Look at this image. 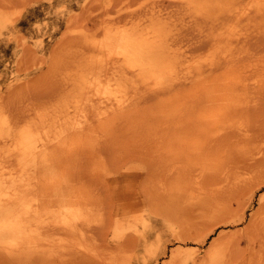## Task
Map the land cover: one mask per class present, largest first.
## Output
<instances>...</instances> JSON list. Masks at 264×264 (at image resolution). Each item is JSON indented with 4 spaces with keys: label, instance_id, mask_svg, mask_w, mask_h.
I'll list each match as a JSON object with an SVG mask.
<instances>
[{
    "label": "rangeland",
    "instance_id": "rangeland-1",
    "mask_svg": "<svg viewBox=\"0 0 264 264\" xmlns=\"http://www.w3.org/2000/svg\"><path fill=\"white\" fill-rule=\"evenodd\" d=\"M121 35L158 38L170 76L123 63ZM225 64L250 91L216 116L202 80ZM260 79L264 0H0V264H264ZM250 169L231 212L203 218Z\"/></svg>",
    "mask_w": 264,
    "mask_h": 264
},
{
    "label": "bare ground",
    "instance_id": "bare-ground-1",
    "mask_svg": "<svg viewBox=\"0 0 264 264\" xmlns=\"http://www.w3.org/2000/svg\"><path fill=\"white\" fill-rule=\"evenodd\" d=\"M155 32H153V35L160 33L157 31H155ZM153 35H152V37L157 36L158 34L154 35V36ZM159 35H158V37H159ZM161 37H162V35H161ZM149 38H151V35H149V36L147 35V37H143V36L141 37L139 35H137L135 37L121 35L118 38H116L115 42L117 43L118 46L120 43L121 47H122V51L120 53V54H122V57H121L122 62L123 63L126 62V64L129 65L130 67H137L136 71H139V72L140 71H147L145 78H162L161 76H158L159 73H164V78H168L170 76V73H171L170 71H172L173 66H172V64L169 65V62L168 63L162 62V60H161L162 58H160L161 56H159V52H158V48H160V44L158 42H157L158 43L157 46L153 44V42L154 41L156 42V40H158V38L154 37V38H157V39H154V41H151V40L149 41ZM160 54H161V51H160ZM130 60H133V62H131ZM118 61L120 62V59L116 60V62H118ZM235 68H237V65H235V64H232V65L231 64L230 65L225 64V66H222L221 68H219V70H217L220 72L219 74H217V72L215 71L216 74H215V72H213L215 74L213 76V73H211V70H209L208 74L203 77L202 86H201L202 87V94H203V103H204V109L208 113L211 112L213 109H214L213 113H214V111H215V114L219 113V112H216V110L218 111V109H217L218 105H216V104H219L221 102V105L223 107H224V105H228V106L231 104L233 105L236 103L235 101L239 102V100L242 99V96H244L243 94H244L245 90H246L245 95L247 94V90H249V88H248L249 85L247 83H245V80H243L244 78L231 77L233 75L232 72H233V70H235ZM209 73H211L212 75H210ZM247 85H248V87H247ZM253 88H254L253 89L254 95H256V97H254V100L256 98L257 102L259 103V105L257 104L259 106L258 108H260L257 110L262 111V107H264V80H261V79L258 80L257 86H255ZM251 94H253V93H251ZM246 99H249V97ZM244 100H245V97H244ZM241 102L242 101H240V103ZM242 104H243V102H242ZM244 104L249 105L248 101H247V103H244ZM215 105H216V107H214ZM232 105H231V108H233ZM246 105H244V107ZM235 106H236V104H235ZM239 106H240V104H238V107ZM246 108H248V107H246ZM250 108L254 110L253 106ZM256 108H257V106L255 107V109ZM124 109L122 107L118 108V109L117 108L113 109L114 112H112L110 114V117H113L114 115H116V117H119V116L122 117V114H124V112H125V111H123ZM226 109H228V107ZM233 109L236 110L237 108L235 107ZM241 109H243V108H241ZM241 109H240V111L243 112V110H241ZM247 112L248 111H246V113ZM208 113H206V116L208 115ZM215 114H214V121L216 122ZM210 116H211V113H210ZM216 116H217V114H216ZM212 117H213V115H212ZM209 118L211 119V117H209ZM209 118H208V120H210ZM218 122H219V120H218ZM218 122H216V124H218ZM205 123L207 126L208 123L207 122H205ZM211 123H213V120L211 121ZM212 126H208L204 129L205 134L209 133ZM215 129H217V128H215ZM23 137H24L23 140H24V145H25L26 150H28V151L31 150V146L33 144V140H31V136L27 134V135H24ZM262 137H264V136H262ZM262 140H264V139H262ZM262 149H264V148H262ZM26 153H27V151H26ZM259 153H261V156H264V150H261V152H259ZM256 161H258V160H256ZM252 174H253V170H251V169L247 172H241V173L235 172L234 176L232 177L233 182L227 185L226 191L223 193V195L220 196L218 199H214V200L210 201L204 207L203 218L217 219V218L226 217L229 214V212H231L230 209L232 208L234 198L236 197V192H239V190H241V188L244 187V185L246 184L247 181L254 178V175H252ZM13 201H15V199ZM9 205H10V207L7 206L8 208H6L7 211L9 210V212H8L9 219L7 221L5 230L8 232L9 237H11L10 239H13V241L17 240V242H19L24 237L23 230L27 227V224H26L27 220L25 221L23 218H20V214H17L18 210L16 209L17 211H15V205L16 204L14 205L12 202H10ZM27 205L23 204V206H21L20 212L22 215L24 213L25 214L28 213V210H27L28 206ZM18 215H19V217H18ZM207 259L208 260H207L206 264H216V261L218 260L217 253H212V252L209 253L207 255Z\"/></svg>",
    "mask_w": 264,
    "mask_h": 264
}]
</instances>
